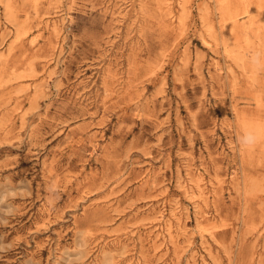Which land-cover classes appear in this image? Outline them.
I'll return each instance as SVG.
<instances>
[{
  "label": "rangeland",
  "instance_id": "1",
  "mask_svg": "<svg viewBox=\"0 0 264 264\" xmlns=\"http://www.w3.org/2000/svg\"><path fill=\"white\" fill-rule=\"evenodd\" d=\"M255 52L264 0H0V186L28 189L0 264H58L82 230L86 264H264Z\"/></svg>",
  "mask_w": 264,
  "mask_h": 264
},
{
  "label": "clouds",
  "instance_id": "2",
  "mask_svg": "<svg viewBox=\"0 0 264 264\" xmlns=\"http://www.w3.org/2000/svg\"><path fill=\"white\" fill-rule=\"evenodd\" d=\"M250 64L254 69L264 67V59L260 52L251 54L249 59ZM260 142V127H244L243 134L237 138V144L243 150H252ZM26 182H21L17 187L0 186V226L6 225L9 218L14 216L16 209L11 201L15 200L18 195H23L28 191L25 186ZM46 191L48 198L55 201L59 195V185L52 183L49 184ZM89 236L85 230L75 234L74 244L70 249H65L59 253L58 264H86V257L89 249ZM10 248V245L7 246ZM6 246L0 244V252H4ZM117 254L111 251H105L102 254V264H116Z\"/></svg>",
  "mask_w": 264,
  "mask_h": 264
},
{
  "label": "bare ground",
  "instance_id": "3",
  "mask_svg": "<svg viewBox=\"0 0 264 264\" xmlns=\"http://www.w3.org/2000/svg\"><path fill=\"white\" fill-rule=\"evenodd\" d=\"M201 192V191H200ZM200 192H198V193H200ZM171 229V228H170ZM169 232V231H168Z\"/></svg>",
  "mask_w": 264,
  "mask_h": 264
}]
</instances>
